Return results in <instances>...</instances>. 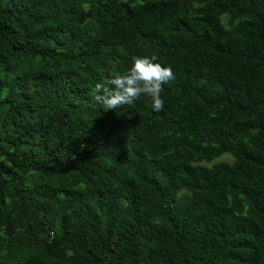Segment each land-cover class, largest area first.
<instances>
[{
	"label": "trees",
	"instance_id": "16d2710c",
	"mask_svg": "<svg viewBox=\"0 0 264 264\" xmlns=\"http://www.w3.org/2000/svg\"><path fill=\"white\" fill-rule=\"evenodd\" d=\"M0 264H264V0H0Z\"/></svg>",
	"mask_w": 264,
	"mask_h": 264
},
{
	"label": "clouds",
	"instance_id": "9594fccd",
	"mask_svg": "<svg viewBox=\"0 0 264 264\" xmlns=\"http://www.w3.org/2000/svg\"><path fill=\"white\" fill-rule=\"evenodd\" d=\"M131 67L122 74L113 73L104 83H96L92 100L105 111L117 109L123 105H133L141 96L151 100V108L161 111L164 100L161 96L163 85L175 78L171 67L162 66L158 56H132Z\"/></svg>",
	"mask_w": 264,
	"mask_h": 264
},
{
	"label": "rangeland",
	"instance_id": "374dc122",
	"mask_svg": "<svg viewBox=\"0 0 264 264\" xmlns=\"http://www.w3.org/2000/svg\"><path fill=\"white\" fill-rule=\"evenodd\" d=\"M226 20H227L226 16L223 17V21H224L225 23H226ZM220 159L229 160V156H228V155H225V156H222L221 158H219V159H217V160H220Z\"/></svg>",
	"mask_w": 264,
	"mask_h": 264
}]
</instances>
